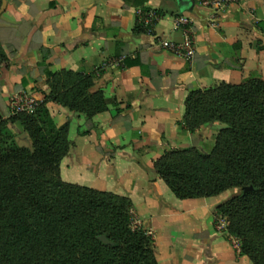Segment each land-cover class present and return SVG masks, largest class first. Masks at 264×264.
Here are the masks:
<instances>
[{"label":"crops","instance_id":"1","mask_svg":"<svg viewBox=\"0 0 264 264\" xmlns=\"http://www.w3.org/2000/svg\"><path fill=\"white\" fill-rule=\"evenodd\" d=\"M208 1L148 0L165 15L153 29L139 31L138 0H8L0 14V43L8 56L0 65V116L8 117L12 101L24 94L44 101L48 71L93 76L90 91L103 93L106 109L90 117L47 104L57 125L69 123L74 144L62 159V178L129 196L154 234L160 264H247L215 227L223 194L179 199L154 168L166 150L201 144L211 130L192 134L182 125L192 91L264 80V0L220 8ZM187 35L195 42L190 59L161 45L165 39L183 43ZM21 138L31 140L28 133ZM110 145L118 153L96 152ZM109 159L118 163L116 172L133 178L131 189L118 192L101 178Z\"/></svg>","mask_w":264,"mask_h":264},{"label":"trees","instance_id":"2","mask_svg":"<svg viewBox=\"0 0 264 264\" xmlns=\"http://www.w3.org/2000/svg\"><path fill=\"white\" fill-rule=\"evenodd\" d=\"M147 2H137L143 14L165 15ZM3 5L0 0V10ZM142 17L137 31L144 30ZM7 60L0 43V65ZM47 77L50 93L33 112L0 116V264H160L154 234L140 223L129 196L62 178L65 150L58 145L68 144L70 125H57L47 104L90 117L106 109L103 93L90 91L93 76L65 70L48 71ZM186 105L182 125L187 131L214 121L225 126L209 153L195 147L166 151L156 171L179 199L241 188L216 210L229 218V233L242 238V253L264 264V80L252 77L192 91ZM16 122L32 147L16 142L10 128ZM245 187L253 189L245 192Z\"/></svg>","mask_w":264,"mask_h":264},{"label":"rangeland","instance_id":"3","mask_svg":"<svg viewBox=\"0 0 264 264\" xmlns=\"http://www.w3.org/2000/svg\"><path fill=\"white\" fill-rule=\"evenodd\" d=\"M18 123L20 124V122H18ZM20 125H21V128H18V129L15 128V124H11L13 129L10 127L12 129V131L14 132V134H15L16 142L20 146L32 147V140L24 141V139L21 138V133H27V132L24 129V127L22 126V124H20ZM208 126H211V128H210L211 130L207 131L209 134L206 133L207 136L205 137V140L202 141L201 144L197 143V144H194L193 146H189V147L177 146V147H172V148H170L169 150H166V151H172V150H176V149H184V148L195 147V149H197L198 151H200L202 153H209L212 150V148L215 145V143H216V139H217V136H218L220 130L225 125L223 123L219 122V121H214V122H211L209 124L201 125L199 128H197V130L205 128V127H208ZM183 127L187 131L186 127L185 126H183ZM67 142H68V144H65L63 141H61V142H59V145H58L60 149L65 150L64 154H63V159L66 158L67 156H69L71 154L73 148H74V144L72 145V141L69 139V137H68ZM104 150H105L104 152L102 150L101 151L97 150L96 152L98 154H103V155L107 154V153H109V155H110V153H111V155H112V153H118L117 147L115 145H112V146L110 145L107 148H104ZM102 163L105 164V168H103L104 169L103 172L100 173V176H101L102 179L109 180L111 185H112V188L115 189L117 187V191L118 192H123V189L129 188L128 186H129V184H130V182L132 181L133 178L132 177L125 178L123 174L121 175L118 172H116L115 169L113 168V166H115L116 164L118 165V163L116 161H113L112 159H109L107 162H102ZM155 163H156V161L154 162V168H155ZM106 165H107V168H106ZM120 165H121L123 171H128V169H129L128 163L121 162ZM98 166H99V169H100L101 165H98ZM155 170H156V168H155ZM129 189H131V188H129ZM241 192H242L241 188H237V187L236 188H231V189L223 192L222 193L223 195L220 196V197L224 200L223 202H225L228 199H230V198H232V197H234L236 195L241 194ZM116 194H118V193H116ZM119 195H121V194H119ZM214 221H215V227H216L217 231L222 233V234H225L227 236V238L230 240L232 247L236 251L239 252V253H237L238 257L239 258L244 257L243 259H245L247 264H254L253 261L250 259V257H248L247 255H244L242 253V245H243L242 238H240L237 235H232V234L229 233V231H228L229 218L226 217V216H222V215L218 214L217 211H216ZM140 223H141V221H140ZM224 223H225V225H224Z\"/></svg>","mask_w":264,"mask_h":264},{"label":"built area","instance_id":"4","mask_svg":"<svg viewBox=\"0 0 264 264\" xmlns=\"http://www.w3.org/2000/svg\"><path fill=\"white\" fill-rule=\"evenodd\" d=\"M237 0H209L208 3L211 4L213 7L220 8L225 6L226 4L236 2ZM140 15H144L142 17L145 27L148 29H153L157 22L159 21V17L153 11H150L146 14L140 12ZM161 45L172 51L177 55H182L187 59L193 57L195 52V42L190 35L186 36V39L183 43H176L170 40H163L161 41ZM36 101L30 98L28 95H22L20 97L15 98L12 101L11 111L14 113L18 112H33L36 107ZM225 225V223H224Z\"/></svg>","mask_w":264,"mask_h":264},{"label":"water","instance_id":"5","mask_svg":"<svg viewBox=\"0 0 264 264\" xmlns=\"http://www.w3.org/2000/svg\"><path fill=\"white\" fill-rule=\"evenodd\" d=\"M3 1H4V5H3L2 9L0 10V14L5 11V9L7 8V5H8V0H3ZM252 189H253V187H245L244 191L248 192L249 190H252ZM100 239L103 240L107 244H112V242H110L105 235H102L100 237Z\"/></svg>","mask_w":264,"mask_h":264}]
</instances>
